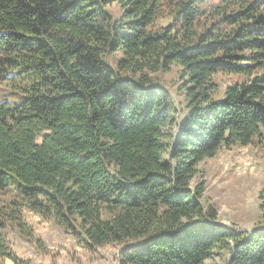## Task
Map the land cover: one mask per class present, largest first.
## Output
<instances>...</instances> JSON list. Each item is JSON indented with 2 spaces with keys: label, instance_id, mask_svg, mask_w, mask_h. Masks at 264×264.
<instances>
[{
  "label": "trees",
  "instance_id": "16d2710c",
  "mask_svg": "<svg viewBox=\"0 0 264 264\" xmlns=\"http://www.w3.org/2000/svg\"><path fill=\"white\" fill-rule=\"evenodd\" d=\"M263 138L264 0H0L1 259L27 209L119 264H264L199 169Z\"/></svg>",
  "mask_w": 264,
  "mask_h": 264
},
{
  "label": "rangeland",
  "instance_id": "374dc122",
  "mask_svg": "<svg viewBox=\"0 0 264 264\" xmlns=\"http://www.w3.org/2000/svg\"><path fill=\"white\" fill-rule=\"evenodd\" d=\"M177 71L173 68L159 77L173 86L178 83ZM199 169L200 179L206 185V197L218 208L220 223L238 230L260 226L264 204V138L250 146L223 147L215 157L202 161ZM24 215L43 246L39 248L15 234L10 235V243L31 264H119L123 245L110 244L89 250L78 246L72 236L30 210L26 209ZM230 255L214 256L209 262L227 264ZM11 262L0 258V264H14Z\"/></svg>",
  "mask_w": 264,
  "mask_h": 264
},
{
  "label": "water",
  "instance_id": "95a60500",
  "mask_svg": "<svg viewBox=\"0 0 264 264\" xmlns=\"http://www.w3.org/2000/svg\"><path fill=\"white\" fill-rule=\"evenodd\" d=\"M219 225H221V226H224V227H228V228H231V227H229V226H227L226 224H224V223H218ZM249 231V232H253V231H256V230H264V226H258V227H255V228H248V229H242V230H239V231ZM231 257H232V255H230V257H229V259H228V261H227V264H228V262L231 260Z\"/></svg>",
  "mask_w": 264,
  "mask_h": 264
}]
</instances>
